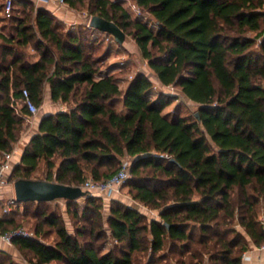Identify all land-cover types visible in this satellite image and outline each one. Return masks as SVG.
<instances>
[{
    "label": "trees",
    "instance_id": "16d2710c",
    "mask_svg": "<svg viewBox=\"0 0 264 264\" xmlns=\"http://www.w3.org/2000/svg\"><path fill=\"white\" fill-rule=\"evenodd\" d=\"M65 1L132 36L161 89L144 72L122 89L121 77L100 69L82 26L64 31L51 11L13 0V32H0V159L29 115L16 110L24 89L40 107L48 84L68 110L42 118L11 180L31 179L43 164V180L81 186L88 176L110 179L128 157L135 203L114 197L105 218L100 197L81 207L65 200L71 233L61 214L38 213L49 202H27L43 220L14 247L36 264H242L248 237L264 244V0H134L149 15L136 18L123 0ZM29 45L34 61L18 49ZM182 97L196 104L193 114ZM46 225L53 244L40 238ZM18 227L0 212V235Z\"/></svg>",
    "mask_w": 264,
    "mask_h": 264
},
{
    "label": "rangeland",
    "instance_id": "374dc122",
    "mask_svg": "<svg viewBox=\"0 0 264 264\" xmlns=\"http://www.w3.org/2000/svg\"><path fill=\"white\" fill-rule=\"evenodd\" d=\"M134 0H125L123 2V5L125 8L128 9V11L131 13L132 18H136V14L133 12L132 8L129 6L130 3H133ZM5 3L6 0H0V32L10 34L13 32L12 30V22L11 19L9 18L8 14L5 11ZM17 6V5H15ZM88 18L90 16H87ZM146 17H149V15L146 13ZM88 20L86 24L81 25L82 29L89 35L90 40H93V43L95 44L94 47V56L95 58H98L100 60L99 67L101 70L105 72H111L112 74H115V76L121 77L122 78V86L123 89H125L128 85V83L134 78V76L139 73V72H144L146 75L151 77L152 79L154 78V74L152 70L150 69L148 65V60L144 59L140 53L139 47L135 41V39L132 36H128L125 43L123 45H119L114 38L111 36L105 37L100 36L97 39H94L96 34L91 33L88 31L87 27ZM79 27V26H78ZM87 27V28H86ZM86 28V29H85ZM64 31L69 30L68 26H65L63 28ZM2 41L0 40V44ZM18 49L26 54V58L34 61L39 58V54L36 50H34L32 45L26 46V47H18ZM122 69V70H119ZM161 89L159 86L155 84V90L159 91ZM164 92L168 94H174L178 92V89H171V88H163L162 89ZM177 103V102H176ZM174 102V105L176 104ZM180 104L184 108L185 112H189L193 114L196 110V104L186 100L185 98L180 99ZM43 105V104H42ZM171 106L170 109H173V106ZM68 107V106H67ZM37 116L34 119L33 122H30L26 120V123L23 127V129L19 133L18 137V142L16 143V146L20 150H23L25 145L27 144V140L31 137V135L36 131V121ZM33 176L42 178V180L45 177V169L44 165L41 164L40 167L37 169L36 173L33 174ZM89 178H93L91 176H88ZM15 181V179L13 180ZM130 188L126 185L123 189V200L124 203L132 205V196L130 195L129 192ZM15 193V192H14ZM13 195V194H12ZM101 198V197H100ZM240 197H236V202H238V199ZM103 203V212L105 215V218L108 217L110 214V208L112 205V199L110 200H105L103 198L100 199ZM85 200L81 199L79 206L84 205ZM135 204V203H133ZM27 209L31 212V214L26 217L25 223L22 225L27 231L35 232L34 228L37 224V222L43 220V218L36 219L33 218L32 214L35 212L37 209V205L34 203H29L28 205H25ZM40 211L38 213L40 214L42 211H46L48 214L52 212H56L58 214H61L64 222L66 223L67 228L71 233L75 232V219L72 217L71 214L67 212V206H66V201L65 200H59V201H53L51 203L42 205L39 207ZM258 209L261 217H263L264 213V204L263 200L258 204ZM144 210V208H143ZM2 211V210H1ZM147 212V216L149 219H159V212L155 210H150L148 208L145 209ZM31 217V218H30ZM22 218H19V221L21 222ZM107 227V226H106ZM44 230L46 231V234L41 235V240L45 241L48 244H53L55 243L57 237L53 230L49 226H44ZM108 246L107 248L111 247V243L114 242L112 239H110L109 234H108ZM104 239H102L103 241ZM174 256V255H173ZM4 264H36L32 260V256L30 253L26 251H21L20 249L14 248L11 252L7 254H0V263ZM170 262V259H169ZM51 264H59L57 262H51ZM173 264H176L175 261H173Z\"/></svg>",
    "mask_w": 264,
    "mask_h": 264
},
{
    "label": "built area",
    "instance_id": "2783aa9c",
    "mask_svg": "<svg viewBox=\"0 0 264 264\" xmlns=\"http://www.w3.org/2000/svg\"><path fill=\"white\" fill-rule=\"evenodd\" d=\"M45 4L55 3L59 7H67L65 0H39ZM116 1V0H114ZM125 2V0H123ZM13 0H6L5 11L8 16L11 15L13 10ZM129 6L132 8L133 12L136 14V17H146V13L138 6L135 2L130 3ZM87 26L89 27L90 17L88 18ZM109 37L110 35L98 31L95 38L100 36ZM174 90L173 87H168ZM20 107H25L29 115L27 120L33 122L36 116L40 112V107L31 99L30 94L27 89L23 90V97L20 101L16 103L17 113H20ZM19 148L14 145V148L10 152H5L0 159V198L4 196V189L10 185L14 184V181L11 180V173L13 170V160L15 156L19 153ZM131 160L130 158H125L122 161L121 168L118 172L113 175L110 179L107 180H95L93 178L87 179L83 185L80 187L88 192L92 196L101 197L105 200H110L114 197H123V189L127 185V182L131 176ZM20 202L17 201L15 195L7 197L6 204L2 207V214H8L15 208L20 206ZM143 207V206H142ZM145 208V207H143ZM16 237H35V233L27 231L24 227H18L6 234L0 235V252L8 251L7 247H14L13 240ZM260 250L264 251V244L259 247ZM51 264V263H48Z\"/></svg>",
    "mask_w": 264,
    "mask_h": 264
},
{
    "label": "crops",
    "instance_id": "0c3cea01",
    "mask_svg": "<svg viewBox=\"0 0 264 264\" xmlns=\"http://www.w3.org/2000/svg\"><path fill=\"white\" fill-rule=\"evenodd\" d=\"M30 1H32L35 4V6L38 8H45L51 11L64 24V26L69 27V30H77L78 26H81L83 24L85 25L88 20L87 19L88 14L86 11L79 12L69 6L59 7L55 3L45 4L43 2H40L39 0H30ZM94 33L97 34L98 32L96 31ZM119 70H122V69L119 68ZM152 81L154 82V84L161 87V83L155 77L152 79ZM121 88L123 89L122 84H121ZM67 110H68V107L66 104H63L60 102L56 103L52 101L50 85L47 84L44 88L43 105L40 106V112L37 115V120H36L37 122L35 124L36 131L31 135V137L38 132L40 121L42 120L44 116L48 114H54L60 111L64 112ZM31 137L27 140V143L30 141ZM22 153H23V150H20V152L15 156L13 160V167H15L20 162ZM44 169L45 171H47L45 167ZM31 179H42V178H38L32 175ZM14 192H15L14 185H10L4 189L3 191L4 196L0 198L1 214H2L1 209L6 204L7 197L11 196L12 194L15 195ZM55 201H59V200H55ZM78 202L80 203V200ZM25 205L26 203H21L18 208H15L7 215H11L15 217L17 221H19V218H22L21 224L23 225L25 223L26 217L30 215L27 213V207H25ZM145 209L146 208H144V210ZM248 241H249V247L242 254V264H264V251L260 250L259 249L260 246H257L256 244H254L253 241L249 237H248ZM14 248L15 247H7L6 249L8 250V252H11ZM107 250L108 248L106 247L104 249V252Z\"/></svg>",
    "mask_w": 264,
    "mask_h": 264
},
{
    "label": "water",
    "instance_id": "95a60500",
    "mask_svg": "<svg viewBox=\"0 0 264 264\" xmlns=\"http://www.w3.org/2000/svg\"><path fill=\"white\" fill-rule=\"evenodd\" d=\"M89 27L111 35L119 45H123L127 39L126 33L118 24L98 15L90 17ZM197 117L200 118L199 114ZM13 185L15 197L20 203L52 202L61 199L79 201L91 196L80 186H68L41 179H17Z\"/></svg>",
    "mask_w": 264,
    "mask_h": 264
}]
</instances>
